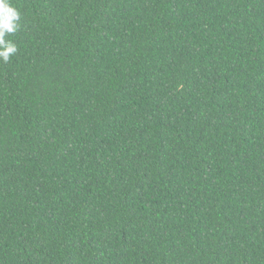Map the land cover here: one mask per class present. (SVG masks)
<instances>
[{
    "label": "trees",
    "instance_id": "trees-1",
    "mask_svg": "<svg viewBox=\"0 0 264 264\" xmlns=\"http://www.w3.org/2000/svg\"><path fill=\"white\" fill-rule=\"evenodd\" d=\"M0 264H264V0H11Z\"/></svg>",
    "mask_w": 264,
    "mask_h": 264
},
{
    "label": "clouds",
    "instance_id": "clouds-1",
    "mask_svg": "<svg viewBox=\"0 0 264 264\" xmlns=\"http://www.w3.org/2000/svg\"><path fill=\"white\" fill-rule=\"evenodd\" d=\"M22 23V15L11 0H0V62L9 63L18 51V45L8 37L16 33Z\"/></svg>",
    "mask_w": 264,
    "mask_h": 264
}]
</instances>
